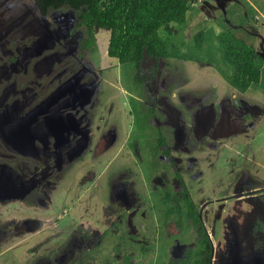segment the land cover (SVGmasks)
<instances>
[{
  "label": "rangeland",
  "instance_id": "obj_1",
  "mask_svg": "<svg viewBox=\"0 0 264 264\" xmlns=\"http://www.w3.org/2000/svg\"><path fill=\"white\" fill-rule=\"evenodd\" d=\"M44 21L53 30H78L68 46L75 55L78 46L83 51L87 33L76 28L75 14L60 10L44 19L33 0H0V25H15L11 33L1 30L0 48L18 43L30 25ZM215 21L264 56V0H198L184 25L169 26V48L193 52L194 35ZM94 35L85 42V59L104 85L99 98L115 130L93 128L95 138H85L73 151L72 157H81L67 172L69 215L58 219L65 240L71 239L56 259L61 264H77V258L79 264H197L198 233L187 217L193 202L212 240V264H264V68L261 83L242 94L209 63L146 58L140 97L134 66L122 67L108 56L110 31L98 29ZM210 46L217 53L215 40L206 50ZM135 116L145 123L141 131ZM159 133L166 147L156 154ZM114 143L116 149L106 154ZM180 178L189 189L186 199ZM176 193L179 206L170 196ZM53 196L60 201L59 194ZM16 204L17 209L0 212V264H33L41 251L61 247L50 245L58 242L57 230L51 229L56 223L39 221L31 228L29 217L38 210Z\"/></svg>",
  "mask_w": 264,
  "mask_h": 264
},
{
  "label": "flooded vegetation",
  "instance_id": "obj_2",
  "mask_svg": "<svg viewBox=\"0 0 264 264\" xmlns=\"http://www.w3.org/2000/svg\"><path fill=\"white\" fill-rule=\"evenodd\" d=\"M43 23V26L38 27L30 25L27 34L21 36L18 43L0 48V54L3 55L0 57V212L5 208L17 209L16 203H28L27 208L40 209L42 216L37 211L29 217L30 222L27 224L32 228L39 221L56 223L51 229L57 230L55 235L58 242L50 241V245L59 244L61 247L41 251L40 255H35L38 258H34L33 264L43 260H48V264H61L56 257H61L59 251L69 245L71 238L65 240L66 231L58 225V219L69 215L66 209L67 172L81 157L79 154L72 157L73 151L85 138L88 141L95 138V132L100 128L107 133L115 128L110 117L105 114L106 104L100 102L99 96L103 93L104 85L92 73L93 64L85 59L88 52L85 41L82 43L83 51L78 46L76 55L72 53L75 49L68 46L67 39L76 36L78 30H72L69 26L64 31H61V27L53 30L46 21ZM13 27L15 25L6 29V26L0 25V32L5 30L11 33ZM76 28L79 29V26ZM26 40L31 43L25 44ZM83 68L88 69V72L82 76L86 78L79 80ZM105 69L110 71L113 67ZM103 71L98 70L101 76ZM142 90L145 91L143 84L141 89L136 90L140 97H143ZM136 101L140 104L139 100ZM136 111L142 112L140 108ZM135 120L137 123L136 116ZM93 128H97L94 134L91 131ZM131 135L132 131L129 136L127 134V143ZM159 136L156 138L157 146ZM134 137L139 140L138 135ZM115 144L106 148V154L116 149ZM136 144L133 140L131 145L135 147ZM157 146L156 154L159 153ZM101 156H96L95 161ZM158 163L157 157L155 168L160 173ZM170 164L173 167L172 161ZM176 175L179 176V173ZM89 177L94 178L92 172ZM180 184L183 190L184 186L188 189L183 180ZM54 193L60 195L59 202L55 201ZM170 196L172 203L179 206V195ZM57 205L59 212L55 211ZM64 210L65 214H61ZM200 218L203 222L201 212ZM77 220L72 217L71 223L75 224ZM208 238L214 252L209 233ZM189 255H192L191 252ZM212 259L211 256L210 264Z\"/></svg>",
  "mask_w": 264,
  "mask_h": 264
},
{
  "label": "trees",
  "instance_id": "obj_3",
  "mask_svg": "<svg viewBox=\"0 0 264 264\" xmlns=\"http://www.w3.org/2000/svg\"><path fill=\"white\" fill-rule=\"evenodd\" d=\"M33 1L42 18L48 17L50 12L60 10L73 12L78 19V26L88 32L86 40L93 38L98 29L109 30L108 56L117 60L122 67L134 66L136 71L132 80L137 84L138 89L142 88L143 80L140 73L146 58L209 63L232 88L242 94L258 86L262 81L264 56L224 28L219 21H215L210 28L201 29L194 35L193 52L183 53L169 48L170 36H172L169 26L184 25L188 13L198 0ZM162 32L166 33L165 37ZM213 40L218 43L217 53H214L212 46L206 50V45ZM137 124L138 128H145L143 121L138 120ZM165 147V139L160 135L158 152ZM164 153L168 155L166 150ZM187 192L188 189L184 186L185 199L188 197ZM178 210L180 213V209ZM187 217L198 233L200 255L198 264H210L213 249L196 203H188ZM178 224L181 226V222Z\"/></svg>",
  "mask_w": 264,
  "mask_h": 264
}]
</instances>
